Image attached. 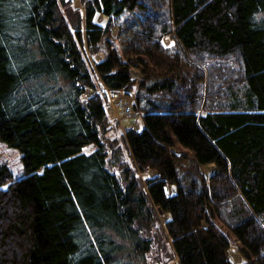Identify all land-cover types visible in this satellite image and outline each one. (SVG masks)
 Returning <instances> with one entry per match:
<instances>
[{"label": "trees", "instance_id": "trees-1", "mask_svg": "<svg viewBox=\"0 0 264 264\" xmlns=\"http://www.w3.org/2000/svg\"><path fill=\"white\" fill-rule=\"evenodd\" d=\"M81 4L0 0V140L26 173L0 166V264H150L156 209L178 264H236L233 241L264 264V0ZM96 79L136 95L145 188Z\"/></svg>", "mask_w": 264, "mask_h": 264}, {"label": "rangeland", "instance_id": "rangeland-1", "mask_svg": "<svg viewBox=\"0 0 264 264\" xmlns=\"http://www.w3.org/2000/svg\"><path fill=\"white\" fill-rule=\"evenodd\" d=\"M73 1V8H77L81 11V13L84 12V7L81 4V0H72ZM101 19V18H100ZM116 29L113 30V35L116 34ZM172 40V37L165 40L166 44H169ZM100 51V50H99ZM87 52V61L91 67V69H94L95 62L100 60L102 58L101 54L99 52L92 53L89 49L86 50ZM134 75H138L135 73ZM98 78V76H97ZM98 89L106 91L105 96L107 94L108 96V104L107 108H110L108 111V116L111 120L112 128L108 132V137L110 140L113 141V139L116 140L115 150L118 151L119 148H123V155L122 158L125 159L130 165L132 164L133 168L135 169V174L139 178V181L143 188L146 187V182L148 177L151 175H155V172H143L138 168V165L135 164V162L132 161L130 158L129 153L127 152L125 145L122 142V137H124V133L126 130L131 129L132 127L136 128V130H140L143 125L142 116L141 113H135L134 111V101L136 100V95L134 92H130L132 95H128L123 92H115L111 91L108 88H105L102 86L99 79H96ZM92 90V92H90ZM95 90L89 88V95L92 97V94H95ZM116 94V95H115ZM122 95L125 96V100L121 101ZM131 106V113H127L129 115H123L122 112L125 111V108ZM136 114V115H135ZM21 153L14 148H9L5 143L1 142L0 140V166L6 165L11 172L13 173V176L15 178H23L26 173L24 170ZM124 161V160H123ZM113 171H118L117 167L113 168ZM43 169L39 170L38 173H42ZM157 214V225L152 227V232L155 235L156 229H157V235L159 238L158 241L155 243V252L152 254L153 257L150 258V264H178V259L175 257V253L173 251L172 247V240L168 233V230L166 228V222L170 219L169 215L162 214L159 210L156 209ZM156 235V236H157ZM235 240V239H234ZM233 247L230 250V256L233 259V261L236 264H242L244 263V260L242 259L241 255L238 252V244L234 243L233 241ZM237 247V248H236Z\"/></svg>", "mask_w": 264, "mask_h": 264}, {"label": "built area", "instance_id": "built-area-1", "mask_svg": "<svg viewBox=\"0 0 264 264\" xmlns=\"http://www.w3.org/2000/svg\"><path fill=\"white\" fill-rule=\"evenodd\" d=\"M117 93V92H116ZM116 95V94H115ZM121 99V101L122 100H125V96L124 95H122V97L120 98ZM131 106H129V107H127V108H125V111L124 112H122L123 113V115H129V114H127V113H131L132 112V110H131Z\"/></svg>", "mask_w": 264, "mask_h": 264}, {"label": "bare ground", "instance_id": "bare-ground-1", "mask_svg": "<svg viewBox=\"0 0 264 264\" xmlns=\"http://www.w3.org/2000/svg\"><path fill=\"white\" fill-rule=\"evenodd\" d=\"M86 92H87V89H86ZM86 92L84 93V98H89V97H91L90 95L86 94ZM109 109H110V108H107V113H108Z\"/></svg>", "mask_w": 264, "mask_h": 264}]
</instances>
